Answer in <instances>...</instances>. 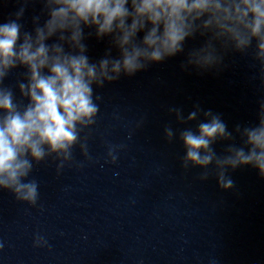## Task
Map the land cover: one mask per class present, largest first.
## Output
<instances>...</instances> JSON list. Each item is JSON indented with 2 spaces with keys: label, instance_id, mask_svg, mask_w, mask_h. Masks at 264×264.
<instances>
[{
  "label": "clouds",
  "instance_id": "1",
  "mask_svg": "<svg viewBox=\"0 0 264 264\" xmlns=\"http://www.w3.org/2000/svg\"><path fill=\"white\" fill-rule=\"evenodd\" d=\"M31 2L18 0V9L0 23V190L19 201H37L38 183L28 179L34 166L49 156L69 160L80 133L95 123L101 97L94 88L184 53L189 39L204 38L188 51L183 67L207 71L220 67L229 51L251 54L264 86V0H39L42 7L29 31L21 21ZM93 35L110 44L97 61L89 58L85 43ZM17 69L24 70L23 79L6 86ZM169 112L180 123L203 113L195 130L179 132L182 166L202 168L200 180L215 175L219 187L229 190L234 187L229 170L242 166L264 179V100L257 123L237 124L232 131L220 114L199 105L186 118L182 109ZM164 133L173 140L170 126ZM236 135L241 144L229 143L226 154L218 155L213 145Z\"/></svg>",
  "mask_w": 264,
  "mask_h": 264
}]
</instances>
